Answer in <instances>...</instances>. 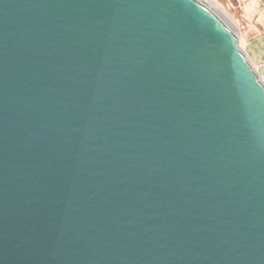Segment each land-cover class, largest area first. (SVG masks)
Returning <instances> with one entry per match:
<instances>
[{"label":"water","instance_id":"water-1","mask_svg":"<svg viewBox=\"0 0 264 264\" xmlns=\"http://www.w3.org/2000/svg\"><path fill=\"white\" fill-rule=\"evenodd\" d=\"M0 264H264V78L201 0H0Z\"/></svg>","mask_w":264,"mask_h":264},{"label":"rangeland","instance_id":"rangeland-1","mask_svg":"<svg viewBox=\"0 0 264 264\" xmlns=\"http://www.w3.org/2000/svg\"><path fill=\"white\" fill-rule=\"evenodd\" d=\"M218 13L237 34L240 45L264 78V34L255 30L254 0H201ZM258 10H256L257 12ZM251 30V31H250ZM257 32V33H256ZM254 35V36H253Z\"/></svg>","mask_w":264,"mask_h":264},{"label":"crops","instance_id":"crops-1","mask_svg":"<svg viewBox=\"0 0 264 264\" xmlns=\"http://www.w3.org/2000/svg\"><path fill=\"white\" fill-rule=\"evenodd\" d=\"M255 8L256 9H254L252 11V16L254 18L253 24H254V28H255L254 29V35H255V30L258 31V33L264 34V6L256 5ZM256 10H258V11L256 12Z\"/></svg>","mask_w":264,"mask_h":264},{"label":"built area","instance_id":"built-area-1","mask_svg":"<svg viewBox=\"0 0 264 264\" xmlns=\"http://www.w3.org/2000/svg\"><path fill=\"white\" fill-rule=\"evenodd\" d=\"M255 4L258 6H264V0H254Z\"/></svg>","mask_w":264,"mask_h":264}]
</instances>
